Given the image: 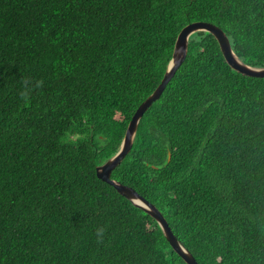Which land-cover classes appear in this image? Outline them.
I'll return each instance as SVG.
<instances>
[{
    "label": "trees",
    "instance_id": "trees-1",
    "mask_svg": "<svg viewBox=\"0 0 264 264\" xmlns=\"http://www.w3.org/2000/svg\"><path fill=\"white\" fill-rule=\"evenodd\" d=\"M196 22L264 68V0H0V264H187L96 168ZM111 178L198 264H264V78L193 34Z\"/></svg>",
    "mask_w": 264,
    "mask_h": 264
},
{
    "label": "water",
    "instance_id": "water-1",
    "mask_svg": "<svg viewBox=\"0 0 264 264\" xmlns=\"http://www.w3.org/2000/svg\"><path fill=\"white\" fill-rule=\"evenodd\" d=\"M198 32H207L212 34L219 43L220 49L224 55L226 62L236 72L253 78H264V68H255L244 64L233 52L230 40L225 32L211 23L196 22L184 27L178 35L172 60L170 61L165 76L154 91L135 111L128 125L123 144L119 152L106 161L104 164L96 168L97 177L103 182L111 185L115 190L136 207L145 211L153 217L160 226L165 238L170 243L172 249L187 263L198 264L193 255L178 241L171 227L161 211L152 203L148 202L133 188L123 185L111 178L112 172L124 161L130 153L140 121L144 113L151 105L160 99L162 93L166 89L169 82L174 78L180 66L184 63L188 55L189 39Z\"/></svg>",
    "mask_w": 264,
    "mask_h": 264
},
{
    "label": "clouds",
    "instance_id": "clouds-1",
    "mask_svg": "<svg viewBox=\"0 0 264 264\" xmlns=\"http://www.w3.org/2000/svg\"><path fill=\"white\" fill-rule=\"evenodd\" d=\"M231 43V42H230ZM232 47V46H231ZM235 54V53H234ZM25 83H26V81H25ZM22 95H24L25 93H21ZM105 228H103V227H98L97 229H96V237H97V242L98 243H102L103 242V239H104V234H105Z\"/></svg>",
    "mask_w": 264,
    "mask_h": 264
},
{
    "label": "rangeland",
    "instance_id": "rangeland-1",
    "mask_svg": "<svg viewBox=\"0 0 264 264\" xmlns=\"http://www.w3.org/2000/svg\"><path fill=\"white\" fill-rule=\"evenodd\" d=\"M118 118H121V116H120V115H118Z\"/></svg>",
    "mask_w": 264,
    "mask_h": 264
}]
</instances>
